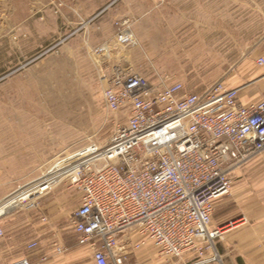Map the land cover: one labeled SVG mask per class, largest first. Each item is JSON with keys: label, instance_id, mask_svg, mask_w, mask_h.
Wrapping results in <instances>:
<instances>
[{"label": "built area", "instance_id": "built-area-1", "mask_svg": "<svg viewBox=\"0 0 264 264\" xmlns=\"http://www.w3.org/2000/svg\"><path fill=\"white\" fill-rule=\"evenodd\" d=\"M116 28L117 44H136L128 22ZM108 48L95 52L109 58ZM254 59L264 77V56ZM100 80L104 108L126 112V120L103 145L71 155L77 244L89 248L93 264H142L134 254L147 246L166 264L186 253L182 264H222L216 242L227 228L211 229L212 204L229 194L235 170L264 153V93L243 105L240 89L217 81L187 94L181 83L154 85L120 64H108ZM39 248L27 243L28 254L8 264L49 263ZM50 248L66 252L57 242Z\"/></svg>", "mask_w": 264, "mask_h": 264}, {"label": "rangeland", "instance_id": "rangeland-1", "mask_svg": "<svg viewBox=\"0 0 264 264\" xmlns=\"http://www.w3.org/2000/svg\"><path fill=\"white\" fill-rule=\"evenodd\" d=\"M38 1L31 5L27 27L0 30V202L20 190L31 189L46 178L44 175L52 164L83 146L92 142L103 145L116 127L125 122L126 112L114 114L104 108L100 77L108 64L129 68L154 85L178 83L170 81V66L158 65L151 53L139 45L131 29L136 39L133 47L116 43V24L125 21L113 23L115 32L111 41L96 46L89 44V26L113 0H35L34 3ZM255 1L256 9L247 14L254 18L255 26L252 28L250 23V29L244 31L247 36L256 32L257 45L264 49L263 0ZM70 2H76L79 7V24L70 21L75 17ZM75 35L80 36L81 42L80 45L75 42L77 45L72 47L71 37ZM69 42V48L63 49ZM104 45L111 50L109 58L95 52V48ZM253 67L257 69L255 61ZM244 79L223 80L238 84ZM223 80L208 78L179 83L188 92H201ZM79 204V191L65 178L8 210L1 217L2 228L5 234L12 233L16 240L24 242L27 231L51 227L61 229L64 237ZM35 241L40 247L44 244L41 239ZM41 251L39 248L36 254ZM51 254H47L50 261ZM190 257L186 253L183 260L172 259L168 264H182ZM145 262L166 264L156 254Z\"/></svg>", "mask_w": 264, "mask_h": 264}, {"label": "crops", "instance_id": "crops-1", "mask_svg": "<svg viewBox=\"0 0 264 264\" xmlns=\"http://www.w3.org/2000/svg\"><path fill=\"white\" fill-rule=\"evenodd\" d=\"M34 1L0 0V30L27 27L31 5L40 2ZM70 4L75 16L70 21L79 24V7L76 2ZM255 6V0H113L89 26V44L111 41L115 32L113 23L127 21L139 45L151 53L155 62L161 67L170 66V81L245 78L238 84L223 81L229 88L240 89L238 101L249 105L259 101L264 93V77L256 65L257 69L253 67L255 56H264V49L257 45L256 32L247 36L244 31L250 29V23L252 28L255 26L254 18L247 16L254 12ZM71 39L72 47L77 41L80 45L79 35ZM69 46L70 42L63 49ZM231 178L229 194L212 204L211 229L227 228L216 242L217 252L222 264H264V153L235 170ZM58 182L52 181L48 188ZM69 229L66 237L57 227L27 231L25 242L16 240L12 233L5 234L0 241V264L27 255L24 246L36 239L44 243L41 254L52 253L53 259L47 264H93L89 248L79 246L73 228ZM52 241L66 252L55 255L50 249ZM155 254L147 246L134 255L146 264Z\"/></svg>", "mask_w": 264, "mask_h": 264}, {"label": "bare ground", "instance_id": "bare-ground-1", "mask_svg": "<svg viewBox=\"0 0 264 264\" xmlns=\"http://www.w3.org/2000/svg\"><path fill=\"white\" fill-rule=\"evenodd\" d=\"M106 46L109 47L108 45ZM75 161L76 160L73 159L71 155H69L63 160L52 164L44 175V177H46L45 179H42V181L38 182L35 181L36 183L31 189L20 190L17 193L7 197L6 200L0 204V216L6 214V212L13 207L21 206V204L31 195L40 194L48 190V186L50 184L48 181H51V179L57 178L59 181H64V179L67 177L66 174L71 171L70 165L74 164Z\"/></svg>", "mask_w": 264, "mask_h": 264}]
</instances>
